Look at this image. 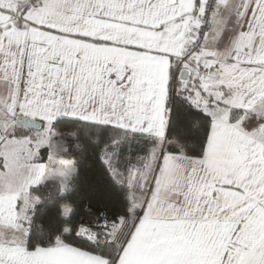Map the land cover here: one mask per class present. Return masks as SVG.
I'll list each match as a JSON object with an SVG mask.
<instances>
[{"label": "snow or ice", "instance_id": "obj_1", "mask_svg": "<svg viewBox=\"0 0 264 264\" xmlns=\"http://www.w3.org/2000/svg\"><path fill=\"white\" fill-rule=\"evenodd\" d=\"M0 264H264V0H0Z\"/></svg>", "mask_w": 264, "mask_h": 264}]
</instances>
